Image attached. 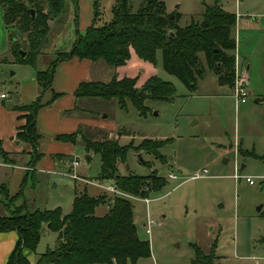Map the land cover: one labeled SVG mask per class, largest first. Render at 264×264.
I'll return each mask as SVG.
<instances>
[{
  "label": "rangeland",
  "instance_id": "rangeland-1",
  "mask_svg": "<svg viewBox=\"0 0 264 264\" xmlns=\"http://www.w3.org/2000/svg\"><path fill=\"white\" fill-rule=\"evenodd\" d=\"M144 1L128 0V3L136 11ZM162 1L166 14H180L177 24L181 27L200 19L205 6L215 2ZM66 2L63 17L68 20L64 26L59 21L50 22L43 52L35 59L36 68L18 61L11 53L0 8V94H8V98H0V105L31 103L40 91L36 71L47 69L59 57L58 51L71 48L77 26L71 20L72 0ZM114 4L115 0H99L98 25L111 20ZM221 4L226 11L237 14L235 36L240 66L251 63V86L253 82L264 86V0H223ZM11 29L19 38L24 36L16 28ZM200 57L207 73L199 80L197 93L192 95L180 79L164 69L162 51L157 52L155 72L173 84L176 96L173 100H147L148 111L144 115L131 101L121 107L116 98H83L78 103L88 109L78 115L103 122L105 130L95 133L98 138L118 139L123 145L131 141L138 145L145 139L168 141L160 148L162 159L135 150L126 161L118 163L120 174L145 177L150 195L134 196L118 188L116 194L112 193L109 188L113 181L99 179L100 155L88 153L81 141L74 147L78 166L64 161L52 170L34 172L36 179H29L24 193L31 210L60 207L64 215L68 214L76 192L87 184L92 195L106 191L109 196L119 195L132 201L139 237L151 245V256L135 264H191L195 255L192 244L209 252L215 241L219 256L215 264H264V97L256 103L258 96L253 93L246 103L237 106L228 93L230 85H221L217 74L208 69L204 52H200ZM134 59L123 69H140L141 89L152 67L140 62L136 55ZM116 72L118 69L99 60L91 62L89 78L108 82ZM261 88L264 94V87ZM57 108L58 105L52 107V114ZM85 126L91 124H82L84 129ZM87 134L92 139V132ZM143 161L149 162L145 165ZM196 172L202 176L194 178ZM152 174L165 177L168 184L154 190L149 178ZM248 177L254 180L253 184L247 181ZM107 207L100 205L96 213L103 214ZM150 220L154 223L148 233ZM56 239L57 233L45 230L38 251L54 247Z\"/></svg>",
  "mask_w": 264,
  "mask_h": 264
},
{
  "label": "trees",
  "instance_id": "trees-1",
  "mask_svg": "<svg viewBox=\"0 0 264 264\" xmlns=\"http://www.w3.org/2000/svg\"><path fill=\"white\" fill-rule=\"evenodd\" d=\"M222 1L215 0L213 4L206 5L202 17L193 19L184 27L177 24L179 13L175 14L173 20L170 19L171 14L165 13L162 0H145L136 11H133L128 0H115L111 20L98 25L100 12L96 1L93 22L84 32L79 28L76 30L71 48L58 51L59 57L47 69L36 71L40 89L38 97L30 104L15 107L26 112L21 116L26 123L20 127L17 138L33 148L29 166L35 170L44 157L39 151L42 136L37 128V115L40 109L61 97V94L54 92L49 101L43 102L45 92L52 88L56 68L63 61L74 58L93 62L103 60L119 69L132 64L136 55L140 62L153 70L144 79L142 90L138 85L142 79L140 69L134 68L130 71L118 70L108 82H82L74 94L77 98H116L121 107L131 101L141 115L148 111L147 100H173L176 96L173 84L162 80L154 71L159 50L163 54L164 69L180 79L190 93L197 90L199 80L207 73L200 52L205 53L208 69L217 74L221 84L233 85L237 59V14L226 11ZM72 3L78 22L79 0H72ZM0 8L3 9L2 19L8 29L11 53L18 61L36 68L35 59L43 52L51 30L50 22L59 21L64 26L68 20L63 17L67 10L66 0H0ZM11 27L24 36L19 38ZM21 51L26 52L25 57ZM56 138L73 144L81 140L88 153H97L101 157L99 179L112 180L118 189L143 197L150 195V189L146 191L148 185L145 177L120 174L118 163L126 161L128 154L135 150H143L162 159L160 148L168 142L145 139L138 145H134L133 141L123 145L118 139L92 140L82 130L58 134ZM0 157L7 163L13 162L10 154L3 149L1 140ZM52 157L57 162L74 161L73 155L54 154ZM143 162L146 165L149 161ZM34 172L27 171L20 191L14 196L7 184L0 185V231L14 230L19 236L7 264H31L24 250L37 252L45 230L57 233L56 244L40 253L36 264H135L151 256L150 242L139 237L134 205L129 198L109 196L106 191L93 196L83 190L76 192L72 210L68 214L64 215L60 207L31 210L24 193L29 179H36ZM149 178L153 183L152 188L157 191L168 184L165 177L156 174ZM19 200L21 203L18 204ZM103 204L108 205V211L102 216L97 215V208ZM192 245L195 255L191 264H215L219 258L216 241L209 252L198 244Z\"/></svg>",
  "mask_w": 264,
  "mask_h": 264
},
{
  "label": "crops",
  "instance_id": "crops-1",
  "mask_svg": "<svg viewBox=\"0 0 264 264\" xmlns=\"http://www.w3.org/2000/svg\"><path fill=\"white\" fill-rule=\"evenodd\" d=\"M96 1L98 2L99 6V0H79L78 22L75 20V8L74 6L71 7V20H74L77 29L79 28L82 32H84L85 29L93 22ZM1 15L3 16V11L1 12ZM88 15L90 16L88 17ZM4 26L8 32L5 24ZM91 62L93 61L88 59L80 60L74 58L58 64L55 71L52 88L45 92L43 96V102L49 101L52 98L54 92L61 94V97L50 106L44 107L38 112L37 128L42 136L39 143V151L44 154V157L37 164L35 170L29 166V163L32 159V146L28 143L22 142L17 138V133L19 132L20 127L26 123V119L21 117L25 114V112L16 110L15 107L27 104H13L9 107L3 104L0 105V140L2 142L3 149L10 154V158L13 160V162L7 163L2 157H0V185L7 184L11 195L14 196L20 191L27 171L32 170L43 172L45 170L49 171L54 169L56 165L60 166L62 161H55L52 155L63 154L74 156V147L77 143H80L81 140H79L76 144L62 142L57 140L56 136L58 134L71 133L77 130H82L85 134H87V129V135H90L89 133L92 132V136L90 135L92 140H103L96 137L97 134H95L101 133V131L105 130L103 127V122L97 120L94 117H84L83 115H78V112L87 113L86 111L88 110L79 106L78 103L80 99L98 97L77 98L74 94L80 83L85 81H98L91 80V78H89ZM251 65V63H247V65L245 67L242 66V68H247L250 70ZM118 70L125 71L123 68H119ZM152 71L153 70H151V72ZM261 87L264 86L259 84L256 85L255 82H253L251 86V94L254 93L258 96L256 103H259L263 99L262 97H264L263 89ZM197 91L198 88L195 92L189 93L193 95L196 94ZM228 93L232 95L231 86H229ZM38 95L39 93L35 99L38 97ZM57 105L59 108H57L56 112L52 114V107ZM236 105L238 106L240 103L236 102ZM60 122L62 123V126H60ZM84 123L91 124V126H85L87 128L84 129V127H82V124ZM103 137H107L106 134H104ZM240 147L241 146H239V148ZM82 186L83 187L80 189V191H88L87 184ZM97 195H99V193ZM107 211L108 207L105 212L103 211V214H100V216L104 215ZM18 238V233L14 230L0 231V264H7L8 258L13 251ZM40 253L42 252H39L38 248L37 252L35 253L29 249L24 250V254L27 256L31 264L37 263Z\"/></svg>",
  "mask_w": 264,
  "mask_h": 264
},
{
  "label": "built area",
  "instance_id": "built-area-1",
  "mask_svg": "<svg viewBox=\"0 0 264 264\" xmlns=\"http://www.w3.org/2000/svg\"><path fill=\"white\" fill-rule=\"evenodd\" d=\"M232 95L234 96L237 103H246L251 95V73L249 69L242 68L239 64L238 58L236 59V67H235V76H234V82L232 86ZM8 97L7 93H1L0 98L6 99ZM79 160L74 159L73 166H78ZM204 173L207 172V170H203ZM75 178H77L76 175H73ZM173 178H176L175 175H170ZM202 174L200 172H196L194 175V178L201 177ZM247 181L251 184L254 183V180L251 177L247 178ZM112 193L116 194L118 191L117 187L115 185H112L110 188ZM146 201H149L148 198L145 199ZM154 223L153 220H150L147 228V232L151 233L150 226Z\"/></svg>",
  "mask_w": 264,
  "mask_h": 264
},
{
  "label": "water",
  "instance_id": "water-1",
  "mask_svg": "<svg viewBox=\"0 0 264 264\" xmlns=\"http://www.w3.org/2000/svg\"><path fill=\"white\" fill-rule=\"evenodd\" d=\"M32 14H33V16H34V11H33V10H32ZM174 18H175V16H173V15L170 17V19H172V20H173ZM21 55H22L23 57H25V56H26V52H25V51H21ZM142 89H143V88H141L140 90H142ZM140 156H141V155H140ZM243 168H244V166L241 167V169H243ZM260 208H261V207H260ZM260 208H259V209H260Z\"/></svg>",
  "mask_w": 264,
  "mask_h": 264
}]
</instances>
